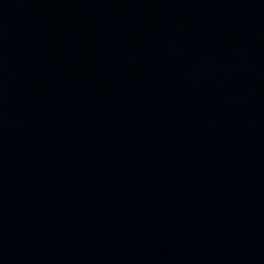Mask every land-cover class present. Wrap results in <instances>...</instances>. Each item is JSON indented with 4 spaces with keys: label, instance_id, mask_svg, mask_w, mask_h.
<instances>
[{
    "label": "water",
    "instance_id": "1",
    "mask_svg": "<svg viewBox=\"0 0 264 264\" xmlns=\"http://www.w3.org/2000/svg\"><path fill=\"white\" fill-rule=\"evenodd\" d=\"M0 264H264V0H0Z\"/></svg>",
    "mask_w": 264,
    "mask_h": 264
}]
</instances>
